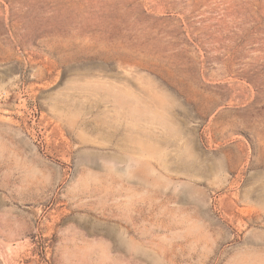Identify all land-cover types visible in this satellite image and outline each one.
<instances>
[{
	"label": "rangeland",
	"instance_id": "1",
	"mask_svg": "<svg viewBox=\"0 0 264 264\" xmlns=\"http://www.w3.org/2000/svg\"><path fill=\"white\" fill-rule=\"evenodd\" d=\"M0 264H264V0H0Z\"/></svg>",
	"mask_w": 264,
	"mask_h": 264
}]
</instances>
